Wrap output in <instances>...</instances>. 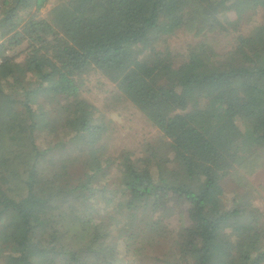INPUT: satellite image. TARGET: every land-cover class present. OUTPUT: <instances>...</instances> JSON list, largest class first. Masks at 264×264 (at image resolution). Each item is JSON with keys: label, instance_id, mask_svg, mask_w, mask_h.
Masks as SVG:
<instances>
[{"label": "trees", "instance_id": "trees-1", "mask_svg": "<svg viewBox=\"0 0 264 264\" xmlns=\"http://www.w3.org/2000/svg\"><path fill=\"white\" fill-rule=\"evenodd\" d=\"M59 1L45 21L29 13L48 0H0V264H136L132 254L122 262L107 239L116 232L131 246L139 231L119 222L104 231L97 206L123 205L163 237L168 215L159 208L168 198L187 203L194 224L169 232L173 264H264V210L249 196L227 203L222 186L253 147H264V15L238 32L244 18L264 11V0ZM193 27L233 36L232 48L216 58L204 40L174 54L170 38ZM89 73L107 79L161 133L164 152H150L144 165L129 152L97 155L107 126L81 97ZM21 79L32 88L15 102L8 93ZM54 108L71 132L56 150H40L37 134H65L47 114ZM3 143L26 152L21 169L11 170ZM49 152L65 158L45 175L55 167ZM77 162L86 170L72 182ZM110 172L117 183L100 186L95 177Z\"/></svg>", "mask_w": 264, "mask_h": 264}, {"label": "rangeland", "instance_id": "rangeland-1", "mask_svg": "<svg viewBox=\"0 0 264 264\" xmlns=\"http://www.w3.org/2000/svg\"><path fill=\"white\" fill-rule=\"evenodd\" d=\"M59 3V0H48L40 11L35 13V9H31L29 14H34L35 18L38 20L49 21L51 10ZM263 15L264 11H259L253 15L249 14L240 23L238 32L247 34L255 24L261 22ZM225 18L230 21L235 19L231 6H228ZM219 19L222 20V17L219 16ZM188 30L189 31H178L170 38V50L174 54H182L184 56V49L187 48L188 45L204 40L207 46L214 51L216 58L217 55H222L233 46V36L227 37L225 34L222 35L219 30H210L206 33L197 32L195 27ZM21 48H24V45H22ZM159 50H163V48ZM6 54H8V52H6ZM10 54L12 53L10 52L9 55ZM20 60H22V57L18 59V61ZM181 60V57L177 55L174 64L179 65ZM31 88L32 82L30 80L21 79V81L14 85V89L9 91L8 94L14 98L15 102L22 101L24 98L23 89ZM81 97L92 105L97 113L104 116V122L107 126L105 135L93 148V150H97V155L101 154L103 158H106L119 155L122 152H129L131 158H139L142 165H144V161L148 159L150 152L155 151L159 154L167 149V140L163 139L161 133L151 126L139 112L131 107V105L117 92L113 84L99 74L89 73L84 77ZM32 109H35V105ZM59 113L60 112H58L56 108L47 111L50 118H57L58 124L63 125L64 119L63 116L59 117ZM242 126L248 129L253 125L247 123ZM64 127L63 125V128ZM64 131L65 134L64 132L48 133L46 131H43L39 135L37 134V146L40 150H49L52 148L56 150L54 145L65 141L67 138L65 136L68 135V131L71 132V129L65 127ZM2 147L5 148V152L7 154L9 153L11 157L12 163L10 164L13 169H9H21L25 159L27 160L25 155L26 152H22L18 147L13 148L8 143H3ZM76 152H73L70 156H75ZM251 153L252 158L249 161H244V163L239 166L235 176L227 178L222 182L225 193L223 198L228 203V201L232 199L238 201L249 196L253 199V204H255L257 208L259 207L261 210H264V147H253ZM237 154L239 156L238 152ZM63 158H65V155H54V153L49 152L47 159H52L55 162V167L50 166L45 175L47 173L54 174L58 171L59 168L57 167L60 166L61 163L59 159L62 160ZM82 159L83 157L81 160ZM85 168L86 167L82 163L77 162L75 167L69 169V176L72 182L82 177L86 170ZM116 177H118L116 173L110 172V174L106 173L104 178L96 176L95 179L99 181L100 186L106 185L111 187L112 184L117 183L118 179ZM96 203L98 205V201ZM111 208L112 206H107L105 208H99L97 206V211H99L98 219L101 217L102 222H106L107 224L104 231L108 230L111 224L119 222L120 225H128L132 232L138 230L140 234L137 236V234L133 233L135 235L131 239L132 241L130 243L133 244L131 246H128L126 241L117 235L116 232L107 239L108 247L116 249L117 254L122 258V262L133 259L130 255L132 254L136 256V264H173L176 260V249L171 241L169 232L176 230L181 223L185 228L193 229L194 227L189 216V205L183 201L181 203L177 202L174 198H168L166 203L159 208L160 215H168L163 224V226L167 227L166 229L168 232H165V228L163 227V237L149 228L146 229V227L141 224L139 217L136 215L132 216V213L129 211L127 212L125 208H123V205L118 210H111ZM74 230L75 228L72 227L71 231L74 232ZM140 230L144 231V234L140 233ZM134 252L137 254L135 255ZM36 262L40 261L36 260Z\"/></svg>", "mask_w": 264, "mask_h": 264}]
</instances>
